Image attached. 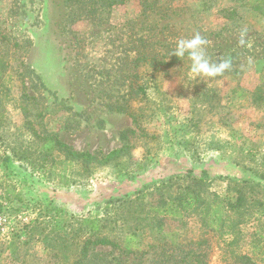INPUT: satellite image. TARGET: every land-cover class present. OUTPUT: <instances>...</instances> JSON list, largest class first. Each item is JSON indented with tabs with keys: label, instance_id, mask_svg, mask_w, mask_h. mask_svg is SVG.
I'll list each match as a JSON object with an SVG mask.
<instances>
[{
	"label": "rangeland",
	"instance_id": "1",
	"mask_svg": "<svg viewBox=\"0 0 264 264\" xmlns=\"http://www.w3.org/2000/svg\"><path fill=\"white\" fill-rule=\"evenodd\" d=\"M116 1L0 0V264H62L53 237L72 264L90 217L106 219L105 236L121 246L134 234L144 254L99 246L84 264H172L186 252L204 264H264V0ZM197 33L212 62L230 58L221 76L190 79L187 55L169 64L177 41ZM152 59L166 64L154 73ZM133 83L147 99L129 100ZM124 129L136 132L130 155L90 174L57 154L43 162L33 136L108 154ZM202 177L201 198L218 196L236 232L206 228L192 210L152 232L162 216L151 208H175ZM7 185L21 202L4 198ZM161 239L184 253L160 256L149 246Z\"/></svg>",
	"mask_w": 264,
	"mask_h": 264
},
{
	"label": "trees",
	"instance_id": "2",
	"mask_svg": "<svg viewBox=\"0 0 264 264\" xmlns=\"http://www.w3.org/2000/svg\"><path fill=\"white\" fill-rule=\"evenodd\" d=\"M111 4H116L118 1L116 0H110ZM148 56L143 55L142 57L136 59L135 61H142L144 62L145 60L147 61ZM180 58H176L175 56L173 57V61L171 63H179ZM134 61V62H135ZM155 59L151 60V63H149V67H151L154 70V73L159 71V68L161 65H164L166 63H156V65L152 62H154ZM138 65L136 64L135 68H137ZM137 74L134 75V78L137 79ZM128 96L129 100H140L143 101L147 99V88L144 85H139L138 83H133L129 87L128 91ZM28 98V97H26ZM134 123L138 126L139 122L137 119V116L134 114L129 115ZM139 128V127H137ZM35 138V145H37L36 151L38 157L43 161H52L55 158V155H60L63 157V162L64 163H71L76 166H80L82 168L83 174H90L91 171L100 166H108L113 162H116L120 158H123L124 156H129L132 150V147L129 145V140L130 138L136 136L135 130L132 129H124L120 133V138L123 141L124 145L116 150H113L112 152L108 154H100V153H95L92 154L90 152H79L76 151L73 147L69 146L68 144L64 143L61 141L56 135H47L42 137L41 135H38L37 132H34L33 134ZM4 159V165H5V170L8 167L7 162L10 161V157H3ZM9 163V162H8ZM118 164H121L120 162ZM10 165V163H9ZM69 180V179H68ZM68 180H61L62 183H68ZM204 177L201 179H194L191 184L193 186H187L183 192H179L177 196L173 197L171 200L172 202L170 203H175V208H172L168 202L162 204V207H152L151 210H153L156 214H159V216H162L161 218H157V225L160 227H155V230L152 232H156L157 234H161L164 230V221L165 218L169 215L172 216H181L180 212L183 211H189L192 210L194 212L199 211L202 216V221L204 226H208L206 228H211V224L216 223L215 230L216 231H223V232H236L235 226L231 227H225V220L224 219V213H222V208H221V203L222 200L219 201V197L216 195H212L213 201L211 203H206L205 198H201V190L199 189L200 185L204 183ZM198 187V189H197ZM5 189V196L4 198L8 201L11 200H17V202H21V195L19 193H16V187L13 185H7ZM209 198V197H208ZM111 204V203H110ZM244 206V201L241 197H238L237 203L234 205V209L239 213L241 208ZM109 207V204L107 205L106 209ZM213 210V211H212ZM221 212V213H220ZM61 210H56L55 214L58 216L61 214ZM241 214V213H240ZM242 217V216H240ZM106 219H102L100 217H90V218H85L81 220V225L84 227H80V230H82L85 238L80 241L79 244H77V247L75 248L74 252H76V260L72 264H84L86 261L89 259L90 252L91 250H94L96 247L99 246H110L113 248V250L118 249L119 252H121V255L128 256V255H134L135 258H141L144 254V252L140 253V251H136V249L131 248V243L134 240L133 235L131 234L126 237L125 239V244L124 246H121L119 243L116 241L110 239V237L105 236V232L103 231L105 227V221ZM85 232V233H84ZM80 234V233H78ZM78 236V235H77ZM54 239L60 240L61 241V246L63 248H59L57 253L55 254V257L59 258L62 264H66L69 261L70 256L65 252L67 248V245L65 243V239L61 237H53ZM70 238L72 236L70 235ZM163 239L160 240V244L155 247V245L149 246L151 249H161L160 256H163L166 252L168 255H172L175 252L178 253H184L183 247L181 244H176L174 241H171L170 243L166 242L165 244L162 243ZM204 244V242L199 243V245ZM191 252H186L185 255L186 257L182 259H175V256H171L173 259L174 263L172 264H204L202 260L199 258L200 254L198 253H193L195 256L194 259L191 260H186L189 255H191Z\"/></svg>",
	"mask_w": 264,
	"mask_h": 264
},
{
	"label": "clouds",
	"instance_id": "3",
	"mask_svg": "<svg viewBox=\"0 0 264 264\" xmlns=\"http://www.w3.org/2000/svg\"><path fill=\"white\" fill-rule=\"evenodd\" d=\"M243 42V41H242ZM207 41L199 33L190 39H180L177 41L173 56L176 58H187L190 60V79L214 78L221 76L231 67V60L222 59L220 62H212L206 54Z\"/></svg>",
	"mask_w": 264,
	"mask_h": 264
}]
</instances>
